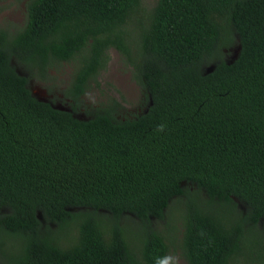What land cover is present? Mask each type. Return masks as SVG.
I'll list each match as a JSON object with an SVG mask.
<instances>
[{
    "label": "trees",
    "instance_id": "1",
    "mask_svg": "<svg viewBox=\"0 0 264 264\" xmlns=\"http://www.w3.org/2000/svg\"><path fill=\"white\" fill-rule=\"evenodd\" d=\"M140 5L28 0L24 24L0 29V264H166L176 228L155 223L174 199L185 264H250L247 249H264V0H157L136 22ZM112 48L145 111L119 118L111 97L78 117ZM14 61L40 80L76 62L70 111L35 96Z\"/></svg>",
    "mask_w": 264,
    "mask_h": 264
},
{
    "label": "rangeland",
    "instance_id": "2",
    "mask_svg": "<svg viewBox=\"0 0 264 264\" xmlns=\"http://www.w3.org/2000/svg\"><path fill=\"white\" fill-rule=\"evenodd\" d=\"M28 0H0V29H10L21 27L26 19V2ZM157 0H141L140 12L134 18V21L144 19L138 17L148 15V12L154 7ZM142 28L133 26L130 30V35H133V40L139 42ZM235 44L229 50H225V58L228 62L234 61L240 51L238 37L235 34ZM14 65L18 71L28 75L29 87L33 94L42 100H50L55 103V106L65 109L70 108V100L65 98L63 91L68 85L71 75L76 68V62L63 63L58 68L51 70L50 76L46 80H40L38 77L30 76L24 68L16 61ZM211 66L209 70H212ZM143 88L136 82L133 77L132 67L126 61L125 57L116 49L112 48L108 51V60L105 69L101 70L96 81H92L86 94L80 99V109L77 113L78 117L87 118L92 116L97 110L105 107L109 99L115 98L122 105V109L116 114L119 118H132L135 115L145 111L143 103ZM171 212L173 219L170 221H157L155 224L158 227H165L169 231L174 227L175 231L170 232L166 237L170 244L169 255L166 259V264H185L182 259L179 244L182 237V220L181 213L184 203L177 202L174 199L171 202ZM239 210H244L242 204L239 205ZM131 229H141L142 226L130 224ZM74 228V226L72 227ZM130 229V228H129ZM252 249V250H251ZM247 249V254L244 255V260L252 259L255 264H264V249L259 246ZM250 254V256H249ZM250 263V264H254ZM245 264V263H242Z\"/></svg>",
    "mask_w": 264,
    "mask_h": 264
},
{
    "label": "water",
    "instance_id": "3",
    "mask_svg": "<svg viewBox=\"0 0 264 264\" xmlns=\"http://www.w3.org/2000/svg\"><path fill=\"white\" fill-rule=\"evenodd\" d=\"M55 107L58 108V109H61V110H68V111H70V109H65V108L57 107V106H55Z\"/></svg>",
    "mask_w": 264,
    "mask_h": 264
},
{
    "label": "flooded vegetation",
    "instance_id": "4",
    "mask_svg": "<svg viewBox=\"0 0 264 264\" xmlns=\"http://www.w3.org/2000/svg\"><path fill=\"white\" fill-rule=\"evenodd\" d=\"M71 102V101H70Z\"/></svg>",
    "mask_w": 264,
    "mask_h": 264
}]
</instances>
